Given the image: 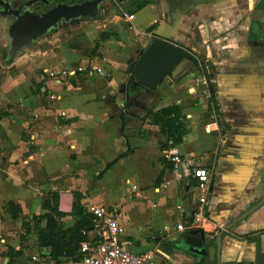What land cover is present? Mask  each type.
I'll list each match as a JSON object with an SVG mask.
<instances>
[{"label":"crops","instance_id":"crops-1","mask_svg":"<svg viewBox=\"0 0 264 264\" xmlns=\"http://www.w3.org/2000/svg\"><path fill=\"white\" fill-rule=\"evenodd\" d=\"M134 1H107L97 19L75 23L92 38L94 52L61 45L54 32L0 65V264L71 261H48V249L37 246L44 220L33 223L28 234L22 229L23 219L46 212L42 199L47 192L58 193V210L66 214L60 219L64 228L78 219L69 215L74 193L81 194L86 211L99 203L114 208L124 248L135 253L153 250L149 264H210L174 242L199 228L211 244L219 227L264 194V43L254 35L247 40L246 30L236 26L242 19L262 20L252 11L254 0H222L206 7L200 0H179L174 20L166 0H151L128 15L126 8ZM143 17L147 20L138 27ZM160 26L166 38L180 40L200 63L196 69L185 63L156 91L145 90L140 96L155 109L181 107L186 131L180 143L166 150L160 148L165 136L144 120V113L127 121L126 138L118 118L127 99L131 65ZM103 32L109 37L102 39ZM29 55L41 73L26 77L19 65ZM201 66L210 71V82ZM63 69L76 73L49 74ZM110 96L116 104L109 103ZM165 151L178 153L180 162L174 164ZM199 166L211 169L212 177L203 220L193 223L203 195L195 177ZM84 172H90L89 185H82ZM140 178L153 189L158 205L154 220L137 224L124 217L120 203L104 201L102 192L97 198L92 195L100 188L111 192L120 181L124 196L136 197ZM9 202L20 208L15 218ZM86 235L94 239L91 230ZM221 264H264V206L223 233Z\"/></svg>","mask_w":264,"mask_h":264},{"label":"water","instance_id":"water-1","mask_svg":"<svg viewBox=\"0 0 264 264\" xmlns=\"http://www.w3.org/2000/svg\"><path fill=\"white\" fill-rule=\"evenodd\" d=\"M38 1L44 4L48 3V0H30L24 5L28 7ZM107 1L110 0H84L78 3L59 2L43 13L35 12L33 10L35 8H32L26 9L22 14L19 13L22 6L13 10L8 2L3 3L4 8H10V10L8 12L3 11L2 15L14 17L5 28L7 55L16 57L25 54L39 41L45 39L51 30L57 29L62 22L76 23L80 20L97 19ZM166 1L169 16L174 20L177 0ZM215 1L206 0L210 3ZM185 63L191 64L192 69L200 66L197 55L184 48L180 40L166 38L160 26L155 37L148 42L131 65L130 75L125 84L126 101L132 98L129 92L141 96L145 90L148 92L156 91L169 75L173 76L174 72L183 67ZM263 206L264 194L248 210L232 218L229 223L220 228L213 237L211 244L206 239L203 230L193 228L183 234L179 242H174V246L184 248L190 254L202 256L205 260L210 261V264H221L223 233L229 232L233 226L238 225ZM181 242H184L185 245Z\"/></svg>","mask_w":264,"mask_h":264},{"label":"trees","instance_id":"trees-1","mask_svg":"<svg viewBox=\"0 0 264 264\" xmlns=\"http://www.w3.org/2000/svg\"><path fill=\"white\" fill-rule=\"evenodd\" d=\"M53 3H78L84 0H52ZM151 0H135L126 8L128 15L134 14L136 11L147 5ZM109 33L103 32L101 34L102 39L109 37ZM72 48H77V42L69 44ZM96 49V46H95ZM94 52V51H92ZM201 74L207 80L211 81V74L208 69L201 66ZM110 78H106V82L109 83ZM132 93V92H131ZM134 96L123 103V107L118 110V118L120 122L121 135L126 138L125 129L127 121L130 118L139 119V113H144V120L147 123L156 125L159 127L160 132L165 136L166 142L160 145L162 150L173 147L182 140L186 128L183 122V116L181 115V107L177 104H171L169 106L155 109L152 106H146L141 100L140 96L133 94ZM109 103L114 105L116 100L113 96L109 97ZM116 160L106 164L104 171L112 167ZM173 167V164L170 165ZM103 172H100L102 174ZM160 179H158V182ZM81 194L74 193V202L69 215L76 216L77 221L70 228H64L61 224V217L66 215L58 210V193L47 192L42 199V208L46 210L45 213L39 215H33L31 219H23L22 229L25 234H28L32 230V224L44 220L45 226L42 227L36 234V244L38 247L48 249L44 254L51 262H58L59 258L67 257L71 261L80 259L81 253L79 252V246L82 241L88 239L86 233L92 229V216L88 213L85 207L80 203ZM8 209L11 212L12 217H17L20 212L19 206L12 202L7 204Z\"/></svg>","mask_w":264,"mask_h":264},{"label":"built area","instance_id":"built-area-1","mask_svg":"<svg viewBox=\"0 0 264 264\" xmlns=\"http://www.w3.org/2000/svg\"><path fill=\"white\" fill-rule=\"evenodd\" d=\"M75 70L63 69L58 73L49 72L50 75H74ZM164 156L174 164L180 162L178 153L165 151ZM198 181V188L203 195L200 198L201 207L192 217V222H201L203 220V205L206 203V196L211 182L210 169L208 167L199 166L195 172ZM136 190L135 186H132ZM88 213L92 216V229L94 234L93 240H85L80 243L79 252L81 257L75 261H69L63 264H149L155 252L146 250L140 253L128 251L124 248L120 239L123 228L119 223L115 209L110 206L99 204H91L87 207ZM35 260L36 258L33 257ZM50 261V260H48Z\"/></svg>","mask_w":264,"mask_h":264},{"label":"rangeland","instance_id":"rangeland-1","mask_svg":"<svg viewBox=\"0 0 264 264\" xmlns=\"http://www.w3.org/2000/svg\"><path fill=\"white\" fill-rule=\"evenodd\" d=\"M115 17L116 14H113L112 19ZM141 19H142L141 21H137L138 27H141V25L145 23V21L147 20L146 17H143ZM124 24H122V26H125ZM83 30L84 29L82 27L75 25V23L69 24V26L67 27L63 26L60 28V30L57 33L58 34L57 43L69 45L71 43L77 42L80 51H91V50L96 51V49L93 48L92 46V38L88 37ZM3 45H6V42H4V40H2V38L0 37V65H3L4 62L6 61L5 57L1 53V48ZM33 56L29 55L28 58L25 57L24 63H21L19 65V67L24 68L22 69V71H23V75L26 77H31L33 75H38L41 73V70L36 67V62L33 60ZM89 175L90 172H86V173L84 172L82 174L83 176L82 185L84 184L89 185L90 183ZM136 182H137V186L141 188L140 194L136 197L135 195L129 194V196L126 198L123 192L124 187L122 186V183L120 181L116 183L115 189H113V191L109 192L106 189L100 188L97 189V191L93 192L92 195L94 198H97L101 196V192H102L104 201H109V202L116 201L117 203H120L122 206V208L120 207V209L124 217H127L128 220L130 221H137V224H140L142 220H148L149 218L155 217L154 214H155V210H157L156 206L158 205H157V201L154 200L153 199L154 197L152 196L153 189L147 187L148 180L146 178H142V179L140 178L137 179ZM126 199H134V200L126 201ZM153 204L155 205V207H153Z\"/></svg>","mask_w":264,"mask_h":264},{"label":"flooded vegetation","instance_id":"flooded-vegetation-1","mask_svg":"<svg viewBox=\"0 0 264 264\" xmlns=\"http://www.w3.org/2000/svg\"><path fill=\"white\" fill-rule=\"evenodd\" d=\"M29 1L30 0H0V37L2 38V40H4V42L7 39V36L5 33V28L8 26V23L13 20L14 17L12 15H2L3 11L8 12L10 10V8L14 10V9L18 8L19 6H22L21 10L19 11L20 14H22L26 9H32V8H35V9H33L35 12L43 13L46 10H48L49 8H51L52 6H54L55 4H57V3H53L52 0H48L47 4H44L41 1H38V2L31 4L28 7L25 6L24 4H26ZM218 1H222V0H216L215 2H218ZM5 2H8L10 4V8H8V9L4 8L3 3H5ZM200 2H201L200 4H202L204 7L212 6L215 3V2H212V3L206 2V0H200ZM178 4H179V0H177L176 9L179 6ZM252 11L253 12L258 11L259 15H261V17H262L261 18L262 20L259 21V20H255V19L250 18L249 20L245 21L244 19H242L241 21H239L236 24V26L242 27V28H244V30H246V33L248 34L247 40H249L254 35L257 37V40L264 43V0H254ZM167 13L169 15V8H168ZM174 15H175V13H174ZM171 20H173V19H171ZM69 24H74V23L62 22V23H60V25L58 26L57 29L51 30L50 34H52L54 32H58L61 27H63V26L67 27V26H69ZM2 54H3V52H2ZM3 56L5 58H8V59L11 58L7 55L6 50H5V54H3ZM210 174L212 177V170L211 169H210ZM229 222H227V223H229ZM223 226L219 227L217 232Z\"/></svg>","mask_w":264,"mask_h":264}]
</instances>
